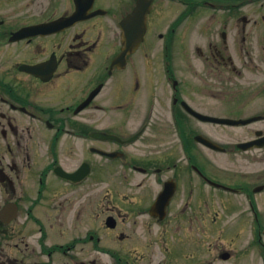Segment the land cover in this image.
<instances>
[{"label":"flooded vegetation","instance_id":"1","mask_svg":"<svg viewBox=\"0 0 264 264\" xmlns=\"http://www.w3.org/2000/svg\"><path fill=\"white\" fill-rule=\"evenodd\" d=\"M138 4L143 39L127 41L120 23ZM78 5L87 17L48 24ZM240 9L0 0V264H200L199 238L206 264H264V109L214 112L264 95L237 85L264 65V49L238 61L264 47L229 36ZM187 23L195 38H181ZM155 202H170L162 220Z\"/></svg>","mask_w":264,"mask_h":264},{"label":"rangeland","instance_id":"2","mask_svg":"<svg viewBox=\"0 0 264 264\" xmlns=\"http://www.w3.org/2000/svg\"><path fill=\"white\" fill-rule=\"evenodd\" d=\"M166 9H171V11H178L179 6L176 4H170V6L167 3L163 4ZM233 5L238 7H243V9H240L239 12L241 15H239V19L235 17L234 19H231L230 25L228 28V34L231 38H243V36H246L247 39L250 40H261L264 39V21L258 20L262 18V14H264V0H234ZM245 15L249 19V23H247L245 26L246 28L243 30V21H241V17ZM238 16V15H237ZM239 25V26H238ZM165 27V26H164ZM188 29V23L186 25H183V28L181 30L183 39H188L189 37L195 38V33ZM187 37V38H186ZM252 43L253 46H250V44H247L243 46L245 50H249V52H244L238 61L244 62L247 60L248 64L251 63V60L256 63L259 60L258 57V51L260 49H264V47H257ZM241 48V47H238ZM261 60H264V54H262ZM241 68V67H240ZM243 70V74H241L239 78H237V85L238 86H244V87H264V65L263 68L260 71L253 72L252 68H241ZM241 82V83H240ZM241 107L239 103H237L235 106L231 107V104L227 106H218L214 108L215 113H233V114H249L252 113V111H258L264 109V95H260V99H254L250 101V103H246L244 107ZM230 134H237V132H229ZM126 192V191H122ZM112 198V192L108 191L106 189H103L101 191V202H109V200ZM170 216V219L164 223V227L161 228V247H167L172 246L173 242L175 241V232H177L176 226H175V210L172 209ZM169 218V217H168ZM200 233L201 231L197 229ZM210 241V240H209ZM180 242H183L181 240ZM215 242V241H214ZM184 245V244H183ZM208 246V243L205 239H198V245L197 247L199 250L198 252V260L204 261L200 264H206V251L205 247ZM203 250H200V249Z\"/></svg>","mask_w":264,"mask_h":264},{"label":"water","instance_id":"3","mask_svg":"<svg viewBox=\"0 0 264 264\" xmlns=\"http://www.w3.org/2000/svg\"><path fill=\"white\" fill-rule=\"evenodd\" d=\"M143 6L141 4H138L136 10L134 11V14L132 15L131 18L126 17L122 22H121V26L122 29L124 30V36L125 38H135L136 40L141 39L142 38V34L143 31L141 29L142 25L141 22L139 20L141 13H145V10L142 8ZM85 11L83 10H78L74 15L67 17V18H61L58 20H55L52 23H71L73 22L75 19V17H77L80 14H84ZM73 18H75L74 20H72ZM27 31V30H23ZM159 207L161 208V218L164 217V213H165V207L168 204V202H159ZM158 207V206H157ZM163 213V214H162Z\"/></svg>","mask_w":264,"mask_h":264}]
</instances>
